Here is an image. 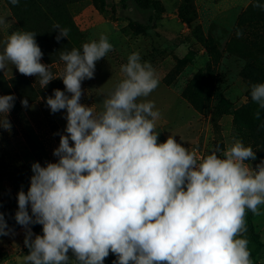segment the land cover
Segmentation results:
<instances>
[{
	"label": "clouds",
	"instance_id": "1",
	"mask_svg": "<svg viewBox=\"0 0 264 264\" xmlns=\"http://www.w3.org/2000/svg\"><path fill=\"white\" fill-rule=\"evenodd\" d=\"M53 27L58 42L68 37L69 29ZM35 35L18 30L7 36L0 71L10 63L20 74L38 77L45 88L57 78L41 63ZM112 48L101 34L82 50L60 54L59 79L71 96L54 89L46 104L52 113L66 109L67 134H60L53 151L57 162L33 163L30 187L17 195L14 218L25 228L29 249L23 264H104L110 252L117 257L114 264H253L245 217L249 210L259 215L264 205V160L253 168L247 162L256 154L240 140L222 156L218 145L198 155L172 135L158 142L160 112L142 98L159 79L139 52L121 66L124 78L107 94L101 111L81 104V82L94 78L96 62ZM250 96L264 109V83L252 84ZM15 99L0 96L5 130L11 129L8 114ZM21 104L28 107L27 99ZM260 115L257 111L255 118ZM33 224L43 226V235L34 239ZM13 232L0 213V236Z\"/></svg>",
	"mask_w": 264,
	"mask_h": 264
},
{
	"label": "rangeland",
	"instance_id": "2",
	"mask_svg": "<svg viewBox=\"0 0 264 264\" xmlns=\"http://www.w3.org/2000/svg\"><path fill=\"white\" fill-rule=\"evenodd\" d=\"M143 8L135 0H0V52L14 31L36 33L35 40L54 78L41 88L39 78L19 73L14 65L2 73L16 80L19 97L8 114L11 129L0 127V213L13 233L0 236V264H23L29 249L25 228L15 221L17 195L27 193L35 162H57L53 155L67 121L66 109L52 113L46 98L54 89L65 91L62 52L82 50L84 43L108 36L113 45L96 62L94 78L81 82L80 103L99 112L107 94L124 78L121 66L139 52L159 79L146 98L160 112L156 123L158 142L169 135L189 151L210 154L218 145L222 156L235 140L250 146L256 160H264V109L251 100V85L264 83V0H150ZM69 29L58 42L54 25ZM241 35H237V33ZM12 95V93L10 94ZM27 99L28 107L21 100ZM260 111V119L255 113ZM59 133V134H57ZM70 146L73 142L70 140ZM29 214L31 208L29 205ZM254 215V232L264 243V205ZM43 235L42 225H29ZM244 238L253 264H264V251L247 229ZM70 259H75L71 251ZM109 253L104 264H114Z\"/></svg>",
	"mask_w": 264,
	"mask_h": 264
},
{
	"label": "trees",
	"instance_id": "3",
	"mask_svg": "<svg viewBox=\"0 0 264 264\" xmlns=\"http://www.w3.org/2000/svg\"><path fill=\"white\" fill-rule=\"evenodd\" d=\"M138 5H140L143 8H147L152 6L154 3L150 2V0H135ZM16 80L7 79L5 75L0 71V96L3 95H10L12 93L15 94L16 97H19L18 90L16 88ZM246 226L247 229H249L250 233L254 235L255 243L258 248L262 249L264 251V243L262 242L261 238L257 236L254 232V214L249 210L246 214Z\"/></svg>",
	"mask_w": 264,
	"mask_h": 264
}]
</instances>
